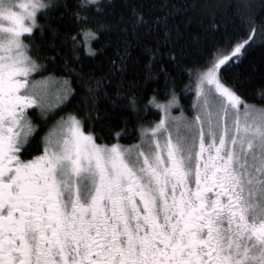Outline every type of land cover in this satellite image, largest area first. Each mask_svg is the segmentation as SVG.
<instances>
[{"label": "snow or ice", "instance_id": "1", "mask_svg": "<svg viewBox=\"0 0 264 264\" xmlns=\"http://www.w3.org/2000/svg\"><path fill=\"white\" fill-rule=\"evenodd\" d=\"M115 7V0H76L72 9L67 0H0V264H264V106L237 92L233 74L256 43L255 21L225 29L184 69L195 90L192 115L182 107L174 115L179 101L166 89L167 100L153 95L145 104L160 118L124 144L130 132L114 130L91 87L84 108L56 115L75 90L49 71L56 56L40 54L46 31L56 47V21L66 13L75 32L61 43L73 50L81 37L126 33L129 24L133 34L151 33L168 19L150 23L132 6L114 24L107 15ZM83 46L94 54L87 40ZM146 50L151 72L159 49ZM117 56L113 71L123 74L129 46ZM171 59L178 67L176 53ZM125 98L135 112L136 95L117 93Z\"/></svg>", "mask_w": 264, "mask_h": 264}, {"label": "trees", "instance_id": "2", "mask_svg": "<svg viewBox=\"0 0 264 264\" xmlns=\"http://www.w3.org/2000/svg\"><path fill=\"white\" fill-rule=\"evenodd\" d=\"M67 3L72 9L76 0H67ZM115 3L116 7L107 15L109 22L117 23L121 13L127 17L132 6H140L150 23L154 22L157 16L162 17L167 13L166 25L160 23L156 31L136 34H133L130 24L126 33L115 27L110 32L99 33L97 39L81 37L82 46L73 50L70 43H61V40L65 34L75 32L74 25L68 20L67 13L63 20H57L60 32L55 37L56 47H48L52 39L51 33L46 31L40 54L56 56L54 62L47 61L49 71H55L58 76L69 77L71 87L75 90L72 103L62 108L57 116L84 108L90 102L92 94L88 89L91 87L94 89L98 109L101 113L107 111L111 115L114 130L126 128L130 132V138H123L121 143H134L140 125L160 118L158 109L148 107L145 110L147 100L153 95L161 101L167 100L169 97L165 94L166 89L174 88L179 101L177 106L188 111L194 98V85L190 83L184 69L198 63L200 47L210 45L225 29L232 32L234 29L250 27L249 18L253 19L257 26L256 43L249 49L242 62L233 69V74L237 80V92L249 104L264 106V98L258 95L264 91V37L259 35V25L264 24V0H115ZM40 22L45 21L41 18ZM166 29L170 32L168 39L164 37ZM240 35L245 33L241 31ZM85 40L94 50V54L85 51ZM126 45L129 46L130 59L126 71L120 74L113 71L112 61L119 62L117 53L123 52ZM157 48L159 52L157 57L151 60L152 68L149 72L146 65L150 61L151 52L146 49ZM181 52L182 57L179 55ZM171 53L177 54L178 67L171 59ZM161 66L175 77V84H165ZM73 68L76 69L75 73L71 71ZM118 92L125 96L136 95L135 112L128 105L126 98L117 99ZM177 110L174 108V111ZM124 119L127 120L126 125L122 122ZM93 130L101 131L99 128ZM104 142H111L107 132Z\"/></svg>", "mask_w": 264, "mask_h": 264}, {"label": "rangeland", "instance_id": "3", "mask_svg": "<svg viewBox=\"0 0 264 264\" xmlns=\"http://www.w3.org/2000/svg\"><path fill=\"white\" fill-rule=\"evenodd\" d=\"M195 100V90H194V98H193V101ZM193 103V102H192ZM253 105H256L257 107H260V106H263V105H257V104H253ZM174 108H176V109H178L177 110V112L176 111H174ZM183 108V110H184V113L186 114V115H192V112H190V109L187 111L184 107H182ZM173 110H172V112H173V114L174 115H178L179 113H180V109H181V106H173V108H172ZM30 114H32V113H30ZM34 154H36V153H34Z\"/></svg>", "mask_w": 264, "mask_h": 264}, {"label": "flooded vegetation", "instance_id": "4", "mask_svg": "<svg viewBox=\"0 0 264 264\" xmlns=\"http://www.w3.org/2000/svg\"><path fill=\"white\" fill-rule=\"evenodd\" d=\"M32 155H35V154L33 153ZM23 158H30V156L29 157H23Z\"/></svg>", "mask_w": 264, "mask_h": 264}]
</instances>
